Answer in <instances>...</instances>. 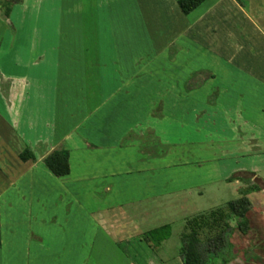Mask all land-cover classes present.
I'll use <instances>...</instances> for the list:
<instances>
[{"label":"crops","instance_id":"1","mask_svg":"<svg viewBox=\"0 0 264 264\" xmlns=\"http://www.w3.org/2000/svg\"><path fill=\"white\" fill-rule=\"evenodd\" d=\"M85 2L0 0V264H184L172 226L153 247L143 234L156 226L131 219L220 181L234 199L247 190L248 227L231 217L230 246L208 264H264V0H205L188 15L177 0H124L141 52L110 0L91 41L99 9ZM43 11L51 43L25 35ZM61 148L69 173L56 176L44 158Z\"/></svg>","mask_w":264,"mask_h":264},{"label":"rangeland","instance_id":"2","mask_svg":"<svg viewBox=\"0 0 264 264\" xmlns=\"http://www.w3.org/2000/svg\"><path fill=\"white\" fill-rule=\"evenodd\" d=\"M85 1V4L93 6L94 9H99L98 12L95 10V12L90 11L91 14L87 16V19H85L87 25L90 24L91 26H89L88 31L90 40H97L99 35H106L107 20H110V18L108 12H105L104 10L106 9V7L102 8V0ZM127 7V3H124V0H110V9L113 19L114 17L115 19H121V31L123 35H126V37L128 35L129 42L125 45V47L127 48V50H132L134 47H136L138 48L136 52H141L145 50L148 45L142 43V41L144 40L142 35L140 34L141 29L138 27H134L133 25V16L138 13H135L134 11H129ZM31 16L33 18H31V21L29 23L28 32L27 27L25 29L26 34H24L26 36L31 33L34 35H36L37 33L43 35L42 32H45L46 37H48V43H51V38L54 36L53 22L55 13L43 11L40 13L39 20H37L36 14L32 13ZM97 20H99V23L97 22ZM44 24L47 25L45 29L43 28V26H41ZM36 26L39 27L36 28ZM92 35L96 37H92ZM5 44L6 43L4 42L2 45L3 51L5 48ZM92 45H95V43ZM181 46V43L179 44L174 42L171 47H169L168 52L172 53L173 50H180ZM36 50L37 48L35 47V50H33L34 53L37 52ZM104 50L107 49L104 48ZM133 51L135 50H132L131 52ZM9 63L10 61L2 59V63L0 65L4 64L5 67H8ZM109 125L112 127L114 126V124L111 125L110 123ZM225 183L227 184V182L220 181L215 184L213 183L210 185H206L205 189L203 190V195L195 194L192 198L187 197L185 199H182L181 197L178 200L173 198L175 199L173 200L171 199L172 197H163V199L158 200L156 203L152 204V206H145L146 211L142 214H138L137 218L134 217L133 219H131L130 224L132 223L133 225V223L137 222L140 226L139 228H141L142 230L148 229L150 227L161 226L165 223L170 224L173 228V234L172 237L168 240V243H177L180 240V234L183 230L185 216H190L191 214L196 213L198 211L207 210L211 208V206L222 205L225 202L234 199L232 186H229L228 184V186H225Z\"/></svg>","mask_w":264,"mask_h":264},{"label":"trees","instance_id":"3","mask_svg":"<svg viewBox=\"0 0 264 264\" xmlns=\"http://www.w3.org/2000/svg\"><path fill=\"white\" fill-rule=\"evenodd\" d=\"M205 0H177L180 10L188 15ZM22 160L34 159L32 152L25 149L20 153ZM44 163L56 176H65L69 173V152L61 148L50 152ZM257 187L251 188L256 189ZM247 190L238 198L185 219L183 230L180 234V255L184 264H208L217 256L225 254L229 244L231 230L230 218L238 219V229L245 232L248 225L245 215L249 210L250 201ZM171 235V225L164 224L152 228L143 234V239L151 246L156 247ZM226 258L222 262H226Z\"/></svg>","mask_w":264,"mask_h":264}]
</instances>
